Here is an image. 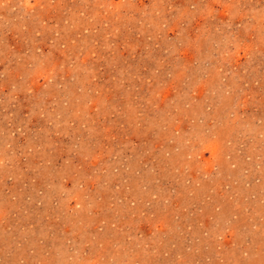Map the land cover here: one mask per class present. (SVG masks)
<instances>
[{
  "label": "rangeland",
  "instance_id": "374dc122",
  "mask_svg": "<svg viewBox=\"0 0 264 264\" xmlns=\"http://www.w3.org/2000/svg\"><path fill=\"white\" fill-rule=\"evenodd\" d=\"M0 264H264V0H0Z\"/></svg>",
  "mask_w": 264,
  "mask_h": 264
}]
</instances>
